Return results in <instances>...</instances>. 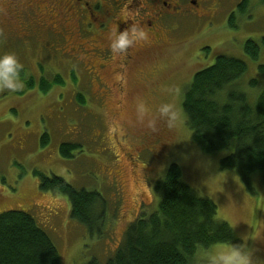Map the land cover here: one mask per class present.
<instances>
[{
	"label": "rangeland",
	"instance_id": "obj_1",
	"mask_svg": "<svg viewBox=\"0 0 264 264\" xmlns=\"http://www.w3.org/2000/svg\"><path fill=\"white\" fill-rule=\"evenodd\" d=\"M242 1L212 4L209 16L188 21L174 34L175 45L163 59L126 70L122 88L112 95L82 93L84 99L79 98L76 92L85 90L84 85L77 88L68 67L55 66V60L47 62L46 72L62 74L64 84H54L45 92L40 83L28 88L24 82L16 92L0 89V214L12 210L31 214L54 240L61 264H86L94 258L105 264L119 250L135 217L157 210L156 184L177 163L183 169V180L217 205L219 219L228 222L235 236L247 243L254 260L264 261L260 176H253L251 192L236 171L221 168V160L233 147L213 155L203 153L193 140L183 108L185 91L196 73L214 65L220 55L247 63L248 70L236 86L246 92L251 104L256 103L264 88V0H249L244 13L238 8ZM232 13L236 16L231 23ZM250 40L260 43L257 59L245 51ZM5 51L0 40V53ZM22 58L37 81L40 75H48L36 67L34 62L40 58L36 52H26ZM138 68L147 76L137 74ZM252 81L257 84L252 86ZM140 102L152 117L162 103H171L180 120L173 129L161 122L152 132L137 119ZM44 132L49 133L50 142L42 147ZM67 142L81 144L73 158L60 153L61 144ZM35 171L100 193L104 202L98 205V212L105 211L104 233L91 236L86 225L72 217L69 198L41 190ZM229 244L233 243L211 249ZM208 252L199 258L207 260Z\"/></svg>",
	"mask_w": 264,
	"mask_h": 264
},
{
	"label": "trees",
	"instance_id": "obj_2",
	"mask_svg": "<svg viewBox=\"0 0 264 264\" xmlns=\"http://www.w3.org/2000/svg\"><path fill=\"white\" fill-rule=\"evenodd\" d=\"M248 6L249 0H243L239 11L246 12ZM235 16L231 14V23ZM245 51L257 59L260 43L248 41ZM247 70L243 60L218 56L214 65L196 73L185 91L183 108L201 151L213 155L233 147V152L221 160V168L236 171L253 192L255 174L264 186V88L251 104L246 92L236 86ZM21 77L28 88L40 83L44 92L54 84H64L61 76L40 75L37 81L25 67ZM79 98L84 99L82 95ZM49 142L50 135L44 132L41 146ZM80 147L79 143H63L60 153L73 158ZM34 173L41 190L69 198L72 217L85 224L91 236L104 233L105 211L98 212V205L104 202L100 193L78 189L57 175ZM155 191L160 196L157 210L149 215L142 211L135 217L119 250L105 264H207L199 255L213 246L243 244L232 226L219 219L217 205L183 180L179 164L170 166ZM0 264H61V255L50 234L31 214L12 210L0 214ZM86 264L102 263L94 258Z\"/></svg>",
	"mask_w": 264,
	"mask_h": 264
},
{
	"label": "flooded vegetation",
	"instance_id": "obj_3",
	"mask_svg": "<svg viewBox=\"0 0 264 264\" xmlns=\"http://www.w3.org/2000/svg\"><path fill=\"white\" fill-rule=\"evenodd\" d=\"M230 1L0 0V40L5 52L19 58L36 52L40 58L34 63L43 72L52 60L57 67H68L77 88L85 87L77 95H112L122 88L126 70L163 59L175 45L174 34L188 21L209 16L212 4ZM133 24L145 30L146 39L114 57L110 33ZM137 72L147 76L142 69ZM52 76L63 78L58 72Z\"/></svg>",
	"mask_w": 264,
	"mask_h": 264
},
{
	"label": "clouds",
	"instance_id": "obj_4",
	"mask_svg": "<svg viewBox=\"0 0 264 264\" xmlns=\"http://www.w3.org/2000/svg\"><path fill=\"white\" fill-rule=\"evenodd\" d=\"M110 50L114 57H122L130 48L146 39L145 30L133 24L123 31H113L108 37ZM24 66L15 52L0 53V89L16 92L24 87L21 72ZM137 119L152 132L158 130L159 124H166L169 129L176 127L180 114L171 103H162L157 109V115L152 117L143 102L137 105ZM209 161H201L207 164ZM247 241V237L245 238ZM207 264H264V261L254 260L253 251L245 242L242 245L229 244L219 250L211 249L206 254Z\"/></svg>",
	"mask_w": 264,
	"mask_h": 264
}]
</instances>
